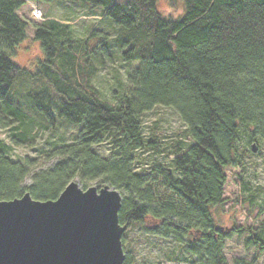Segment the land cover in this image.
<instances>
[{
  "label": "trees",
  "instance_id": "16d2710c",
  "mask_svg": "<svg viewBox=\"0 0 264 264\" xmlns=\"http://www.w3.org/2000/svg\"><path fill=\"white\" fill-rule=\"evenodd\" d=\"M58 1L99 17L100 28L91 26L81 36L74 19L45 16L32 24L42 59L32 72L21 69L11 61L27 37L18 10L28 2ZM167 1L164 16L156 0H0V127L25 125L16 107L8 109L14 78L21 74L42 82L40 91L27 95L34 113L47 124L61 120L78 128L70 143L47 152L61 159L37 171L27 157L13 160L0 142V201L25 193L55 200L72 181L83 189L99 182L124 193L118 220L126 231L153 221L159 229L146 233L170 238L196 257L192 264H228L225 241L247 233L244 247L255 256L233 264H254L264 253V224L256 231L228 228L220 225V215L225 172L243 168L247 156L259 154L254 143L264 141V0ZM114 58L136 66L125 77L129 88L114 92L110 103L93 80ZM158 106L178 114L186 138L176 141L169 165L158 164L150 179L135 171L134 157L161 150L159 133H145L142 121ZM243 133L253 143L241 152ZM105 138L108 157L94 150ZM235 180L242 181L241 175ZM258 194L240 201L253 209ZM123 264L135 259L127 256Z\"/></svg>",
  "mask_w": 264,
  "mask_h": 264
},
{
  "label": "rangeland",
  "instance_id": "374dc122",
  "mask_svg": "<svg viewBox=\"0 0 264 264\" xmlns=\"http://www.w3.org/2000/svg\"><path fill=\"white\" fill-rule=\"evenodd\" d=\"M157 9L167 16L166 11L170 10L167 0H156ZM176 6L180 5L177 2ZM38 8L42 12V18L36 19L32 11ZM84 8L66 2H53L51 4L28 2L18 10V15L27 23L26 39L21 43L11 57V61L21 69L32 72L42 59L40 43L33 39L34 30L32 24L41 23L45 16L57 20L74 19V25L78 35H86L89 27L99 29L95 22L99 17L84 16ZM179 11V10H178ZM177 17V15H173ZM136 64L123 63L117 58L108 62L104 68L98 71L94 77V85L100 91L102 98L107 102H113V93H123L128 87L125 83L127 72L131 71ZM26 74V72H24ZM29 76L16 74L9 93L8 109L16 107L21 117H24V126L18 130L0 127V142L6 145L7 154L15 161H22L29 158L33 161L35 171L53 167L60 159L59 156L48 155L49 150L58 148L60 145L70 143V137L78 128L66 125L63 121L47 124L43 119L34 113L28 93L38 92L43 88L40 80H33ZM145 133H149L151 128H155L161 137L160 152H135L134 162L137 173L150 174V179H154L153 169L158 164L168 166L171 156L168 152L176 141H185L184 126L178 114L171 108L158 106L142 116ZM76 130V131H75ZM22 132L23 135L19 133ZM15 141V142H14ZM18 141V144L17 142ZM253 142L246 133L240 137L239 150L243 152L250 148ZM256 153L254 156H247L243 168L227 170L226 185L223 195V209L220 215V225L228 228H251L256 229L264 224V141L257 140L255 143ZM94 150L102 157H108L110 146L107 138L101 144L94 147ZM50 156V158H49ZM34 168V169H35ZM241 175L242 181H236ZM158 181L156 178L155 182ZM80 188L82 185L76 181ZM31 183L27 178L25 184ZM104 184L93 182L88 186L97 188ZM244 186V190L242 189ZM243 190V191H242ZM255 190L259 194L253 202V209L249 207L247 201L240 199ZM121 196L124 193L118 191ZM125 196V195H124ZM157 223L148 221L144 226H132L125 231L121 244L125 257L135 259V264H192L196 257L185 253L180 245L169 239L164 240L159 236L147 234V231L157 230ZM243 236H233L225 241L223 254L228 264H233L235 260L251 261L255 256L253 248L244 247ZM177 261V262H175ZM254 264H264V253Z\"/></svg>",
  "mask_w": 264,
  "mask_h": 264
},
{
  "label": "water",
  "instance_id": "95a60500",
  "mask_svg": "<svg viewBox=\"0 0 264 264\" xmlns=\"http://www.w3.org/2000/svg\"><path fill=\"white\" fill-rule=\"evenodd\" d=\"M121 201L108 185L76 181L55 200L0 201V264H123Z\"/></svg>",
  "mask_w": 264,
  "mask_h": 264
},
{
  "label": "bare ground",
  "instance_id": "6f19581e",
  "mask_svg": "<svg viewBox=\"0 0 264 264\" xmlns=\"http://www.w3.org/2000/svg\"><path fill=\"white\" fill-rule=\"evenodd\" d=\"M35 11H38L39 13H41L39 9L34 7V10L32 11L33 17L36 18V19H41L42 15H40L39 17H36L35 14H34ZM257 229H258V227L255 230L254 229L253 230L256 231Z\"/></svg>",
  "mask_w": 264,
  "mask_h": 264
},
{
  "label": "built area",
  "instance_id": "2783aa9c",
  "mask_svg": "<svg viewBox=\"0 0 264 264\" xmlns=\"http://www.w3.org/2000/svg\"><path fill=\"white\" fill-rule=\"evenodd\" d=\"M34 14L36 17H39L41 15V13H39L38 11H35Z\"/></svg>",
  "mask_w": 264,
  "mask_h": 264
}]
</instances>
